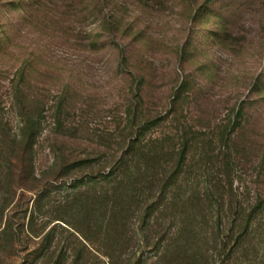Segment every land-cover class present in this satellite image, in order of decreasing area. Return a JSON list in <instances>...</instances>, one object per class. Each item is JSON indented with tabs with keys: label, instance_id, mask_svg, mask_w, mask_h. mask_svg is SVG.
<instances>
[{
	"label": "rangeland",
	"instance_id": "rangeland-1",
	"mask_svg": "<svg viewBox=\"0 0 264 264\" xmlns=\"http://www.w3.org/2000/svg\"><path fill=\"white\" fill-rule=\"evenodd\" d=\"M183 84L185 116L195 126L241 120L237 182L264 184V0H0V124L13 135L21 109L34 115L40 175L51 163L48 109L59 98L72 108L75 144L92 151L99 149L94 135L122 126L141 97V111L160 120L157 132L169 131ZM52 186L53 203L66 190ZM35 200L18 195L0 220L41 230L55 209ZM62 234L56 230L58 240ZM37 249L38 240L22 236L13 258L0 264H31L25 260Z\"/></svg>",
	"mask_w": 264,
	"mask_h": 264
},
{
	"label": "trees",
	"instance_id": "trees-1",
	"mask_svg": "<svg viewBox=\"0 0 264 264\" xmlns=\"http://www.w3.org/2000/svg\"><path fill=\"white\" fill-rule=\"evenodd\" d=\"M186 89L173 95L169 131L157 132L160 120L141 111L138 97L122 126L94 135L92 151L75 144L72 108L59 98L48 109L51 163L42 175L34 115L21 109L13 135L0 124V212L18 195L52 203V183L66 190L39 231L1 218L0 257L13 258L24 236L42 247L29 253L31 264L41 253L42 264H264V184L238 183L235 173L241 120L195 126ZM259 166L264 175V159Z\"/></svg>",
	"mask_w": 264,
	"mask_h": 264
}]
</instances>
